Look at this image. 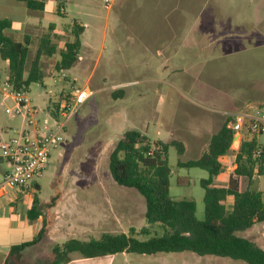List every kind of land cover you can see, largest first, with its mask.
<instances>
[{
  "label": "rangeland",
  "instance_id": "rangeland-1",
  "mask_svg": "<svg viewBox=\"0 0 264 264\" xmlns=\"http://www.w3.org/2000/svg\"><path fill=\"white\" fill-rule=\"evenodd\" d=\"M58 3L46 0L44 11H34L24 2L0 0V19L12 21L7 35L15 42H29L26 75L42 38L49 37L56 46L52 56L40 58L42 81L32 83L28 90L32 104L43 112L42 123L48 119L47 113L55 114L57 106L75 88L88 83L95 91L69 122L64 134L66 142L52 152L50 164L36 180L41 186L36 207L52 222L58 215L69 222V232L77 220L90 224L96 239L103 232L129 233L131 229L141 241L161 235L159 225L149 223L145 217L144 197L136 189L111 183L109 156L124 133L134 127L151 146L158 147V142L168 144L170 194L176 200H194L196 217L204 220L205 190L201 180L209 174L179 163L197 160L207 152L210 136L219 131L230 114L264 112V0H60L65 15L62 8L56 14L51 12ZM75 27L84 28L79 59L71 69L59 72L56 64L65 44L75 40ZM9 79V62L0 56V80ZM116 90L123 91L121 98H114ZM118 112L124 113L120 117L124 133L119 122L114 128L110 124ZM16 124L17 120L10 119L1 106L0 128ZM199 128H204L200 137L193 139ZM244 135L247 139L257 137L264 145V133ZM173 142L186 143L182 153ZM237 146L232 145L230 156L236 154L233 148ZM233 163L232 159L229 167ZM224 171L220 178L216 177L218 187L228 186L229 176ZM96 181L106 182L107 190L117 189L114 195L123 202L88 198L93 203H72L76 190L82 196V190L96 189L75 187L73 182L88 185L86 182ZM247 185L248 179L240 180L241 190ZM19 194L17 201L8 198L6 201L13 203L0 206L3 245L30 237L27 229L20 233L34 196L30 199L25 193ZM44 199L48 204L42 205ZM143 228L149 229L150 235L140 233ZM253 229L238 235L248 237ZM40 243V258L33 262L26 258L25 264H54L50 257L52 246L46 241ZM116 261L246 264L191 252L126 253L118 254Z\"/></svg>",
  "mask_w": 264,
  "mask_h": 264
},
{
  "label": "trees",
  "instance_id": "trees-1",
  "mask_svg": "<svg viewBox=\"0 0 264 264\" xmlns=\"http://www.w3.org/2000/svg\"><path fill=\"white\" fill-rule=\"evenodd\" d=\"M24 2L28 9L44 11L43 0H18ZM58 3L57 12L62 4ZM12 28L8 18L0 19V56L8 60L10 83L15 89L29 90L32 83L42 81L40 58L52 56L56 46L49 37L41 40L35 60L28 75L26 63L29 55V42H15L7 31ZM75 40L65 44L61 58L56 64L59 72L71 69L79 58L81 48L80 34L83 27L74 29ZM123 95L122 90L113 92L115 99ZM59 106H57V109ZM56 115V112L55 114ZM230 117L226 119L219 131L212 136L205 152L197 160L179 163L180 166L198 167L206 170L209 177L201 180L205 190V218L196 217L194 200H176L170 194L171 168L168 163V144L158 143V149L150 153L151 144L136 130H128L120 139L109 156V170L112 179L120 186L136 189L145 201V217L151 224H158L163 230L161 235H154L141 241L135 237L136 231L129 233L104 234L99 239H68L57 244L50 253L54 264H66L72 254L85 258H96L105 255L139 254L156 255L158 253L191 252L199 256H214L243 261L246 264H264V249L247 237L239 236V232L252 228L264 221V202L261 192L247 188L240 189V179H251L255 174H264V145L259 144L256 137L243 138L236 155V166L229 179L228 186L218 187L214 180L222 172L223 156L232 149L234 131L229 128ZM180 153L184 146L173 142ZM261 151L259 157L257 151ZM40 190V187H37ZM234 201L227 204V198ZM33 207L29 210V218L39 217L35 197ZM50 223L46 218L37 238L31 242H23L11 247L4 264H22L23 252L34 245L47 233ZM140 233L150 235V230L143 228Z\"/></svg>",
  "mask_w": 264,
  "mask_h": 264
},
{
  "label": "built area",
  "instance_id": "built-area-1",
  "mask_svg": "<svg viewBox=\"0 0 264 264\" xmlns=\"http://www.w3.org/2000/svg\"><path fill=\"white\" fill-rule=\"evenodd\" d=\"M94 95L95 91L88 85L75 88L56 110V115L47 113L48 119L42 123L43 112L32 104L28 91L15 89L10 81L0 80V107L10 119L17 120L15 126L0 133V161L9 167L0 181V198L11 190L30 188L43 176L52 152L66 142L64 134L69 122ZM228 126L234 131V137L240 135V139L233 140L232 145H238L233 148L236 151L246 132L264 133V112L247 110L230 114ZM158 148L152 146L149 154ZM260 154L259 150L256 156Z\"/></svg>",
  "mask_w": 264,
  "mask_h": 264
},
{
  "label": "crops",
  "instance_id": "crops-1",
  "mask_svg": "<svg viewBox=\"0 0 264 264\" xmlns=\"http://www.w3.org/2000/svg\"><path fill=\"white\" fill-rule=\"evenodd\" d=\"M43 1L45 2V7H46V0H43ZM50 1H53V0H50ZM53 2H55V1H53ZM56 10H57V8H53L51 12L55 13ZM62 11H63V14L65 15L66 9L64 7H62ZM86 85H88V83L85 84V86ZM122 115H124L123 112H118V113H116V115L113 118L110 119V121H111L110 124H111L112 128H114L115 123H117V122L120 123L119 127H122L121 125L123 124V118H120V117H123ZM220 119H222V118H220ZM122 129L123 130L121 132L124 133L126 131V129H124V127H122ZM203 129L204 128L197 129L196 133L192 136V138L195 139V137H200L199 135L201 134ZM5 130H6V128H0V133H2ZM132 130H136V129L133 127ZM198 132H200V133H198ZM115 135H117V134H115ZM122 136L123 135H118L117 137L121 138ZM142 136H144V135H142ZM212 136L213 135L210 136V139L212 138ZM144 137H146V136H144ZM256 139H257V137H256ZM158 143H164V142H158ZM183 143L184 142H182V144ZM192 145H195V143H193ZM183 146H186V143H184ZM238 150H236V152H235L236 154H234L233 156L232 155L230 156L228 154V155L223 156L221 158V161L223 164L222 170L223 171L225 170L224 172L228 173L229 179L233 175V169L236 166V155H237ZM232 159L234 160V163H233V165H231V167H229V165L232 162ZM8 168H9L8 165L4 161H0V181L3 179L5 173L8 171ZM217 178H220V175ZM242 179L243 178H241L240 180H242ZM86 183L88 185H80V184H78V182H73L72 186H75V187H77V186L78 187L79 186H86V187L93 186V187H96V189L82 190V193H83L82 196L79 195V190H76V192L72 195V196H74V201H72V203H74V202H75V204L83 203L85 205H87L88 203H93L92 200H87L88 198L89 199L94 198L96 201H99V202H101L103 199H110V198L115 199L118 204L123 202L119 197L114 195L115 192L118 191L117 189L107 190L106 182L96 181V182H89V183L86 182ZM111 183L114 184L116 182L114 180H112ZM215 183H216V178L214 180V184ZM37 187H40V190H41V186L39 185V183L35 182L28 189L11 190L7 195L0 198V206L6 207L8 204L13 203L12 201L8 203L6 201L8 198H11V200H13V201H17L18 199H20L21 196L19 193H22V194L25 193V194L29 195L30 199L32 198V196H34V198H35L36 194L40 191L37 189ZM247 188L261 192L262 196H263V202H264V174L263 175L255 174L251 179H248V185H247L246 189ZM246 189H244V190H246ZM244 190H241V191H244ZM4 198H5V200H3ZM34 198H33V201H34ZM230 199H231V202L229 203ZM33 201L31 202V207L29 208V210H31V208L33 207V204H34ZM42 201H41L42 205H44V203L48 204L47 199H44ZM233 201H234V199L232 196H229L227 198V204H232ZM61 202L63 203V201H61ZM61 202L59 201V203H61ZM144 204H145V202H144ZM29 210L27 211V215L23 220V224H22L23 228H22V232L20 234H23V230L27 229V230H29L30 237H29V239H23L22 241H20L17 244H20L23 242H31V241L35 240L37 238L39 232L41 231L44 222L46 221V216H44V213L42 212L41 208H39V209L37 208V211L40 213V215L38 218H36L34 220H31L29 218V214H28ZM53 219H54L53 222L51 219L48 220L50 225L47 229L46 235L41 240H39L37 243H35L34 245H31V246L27 247V249H25V251L23 252L22 264H25V261H27V259L31 258L29 261L33 262V261H36L38 258H40L38 255L40 252L39 251L40 250L39 244H41L40 242H42V241H46L47 244H50L49 246H52V248H53L55 245L63 244L64 242H66L68 239H71V238H77V239H81V240L96 239V238L92 237V232H91L94 230L93 229L94 227L92 228L91 225L88 223L77 220L76 222H74V225L72 226V231L69 232V230H68L69 222L61 219L59 217V215L54 217ZM10 226L12 227V224ZM117 227H120V226L117 225ZM253 227H254V229L252 230L251 234L247 238L251 239L252 241L257 243L262 249H264V245H263L264 244V221L261 223L255 224ZM17 229L19 230L18 227H17ZM115 232L116 231L103 232V234H108V233L109 234H116ZM120 233H127V232L123 231ZM2 235L3 234H1L0 236H2ZM6 235H8V233H6ZM3 241H4V239H3V237H1L0 238V264L5 263V260L7 258V255L9 253L11 247L14 245H17V244L3 245V243H2ZM125 254L126 253H123V255H125ZM117 256H118V254H116V255H105V256L96 257V258H85V257H82L78 254H72L71 260L66 264H116L117 263V261H116Z\"/></svg>",
  "mask_w": 264,
  "mask_h": 264
},
{
  "label": "water",
  "instance_id": "water-1",
  "mask_svg": "<svg viewBox=\"0 0 264 264\" xmlns=\"http://www.w3.org/2000/svg\"><path fill=\"white\" fill-rule=\"evenodd\" d=\"M238 139H240V135H236V136L234 137V140H238Z\"/></svg>",
  "mask_w": 264,
  "mask_h": 264
}]
</instances>
